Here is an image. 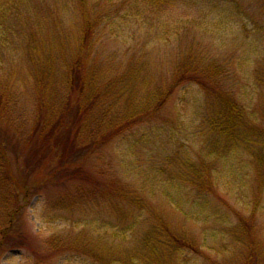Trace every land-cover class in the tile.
<instances>
[{
    "label": "trees",
    "instance_id": "1",
    "mask_svg": "<svg viewBox=\"0 0 264 264\" xmlns=\"http://www.w3.org/2000/svg\"><path fill=\"white\" fill-rule=\"evenodd\" d=\"M252 2L253 8L246 13L238 0H0V71L11 66L10 49L18 42L11 39L20 38V46L25 44V50H21L22 62L27 64L29 76L33 73L36 83L34 113L27 128H23L17 120L7 122L6 117L11 118L10 108L4 102L15 99L13 80L18 76L0 78V194H4L0 196V233L3 237L23 207L17 200V182L22 183L23 179L9 174L6 143L14 160L18 158L35 169L46 163L47 167L53 166L46 175L48 179L58 173L69 175L71 166L84 157H97L104 163L100 165L99 177L87 176L88 189L81 196L87 202V209L96 211L95 217L83 224L93 228L87 234L89 250H95L88 255L91 264H193L191 258L220 264L213 256H223L232 244H238L245 252L242 264H264V252L255 256L251 251H258L253 230L264 208V117L260 119L252 111L246 114L232 93L220 85L221 77L230 71L226 68L228 64L240 75L254 71L253 83L264 87V63H257L251 71L248 57L230 55L224 60L226 64L213 61L204 57L194 44V49L186 51L182 59L173 60L168 69V64L163 65L161 71L150 61L157 42L135 35L131 29L135 26L141 31L142 21L148 15L156 17L161 25L169 19L170 12L181 10L173 21L177 26L172 34L174 40L178 39L181 27H185L181 25L185 19L180 16L187 15L192 22L199 17L207 19L209 32L214 29L215 33L232 21L238 33L248 32L253 41H261L264 40V0ZM51 25L59 26L48 30ZM183 34L190 37L188 29ZM162 36L156 39L168 47L167 38L160 42ZM112 38H122L129 44L130 57L125 63L109 53ZM104 47L109 50L105 51ZM16 50L20 51L19 45ZM260 52L257 47L252 50L253 54ZM118 58L121 62L115 63ZM110 60L115 64L112 70L106 69L109 64L105 62ZM129 71L136 73L132 79L127 78ZM156 71H161L163 76L155 78ZM182 86H196L203 92L204 105L200 111L207 116L202 120V128L198 127L205 131L202 148L196 155L182 145L179 149L171 148L170 136L160 148L169 149L162 152L167 157L151 159L154 151L150 143L156 131L142 129ZM120 98L124 100L118 101ZM72 107L76 109L74 114ZM23 130L24 138L18 135ZM120 143L127 145L129 151L141 145L147 149L144 157L150 159L149 175L140 186L127 179L140 164L122 156L123 145L118 152ZM106 146L111 148L109 153ZM114 158L117 163L113 162ZM243 158L247 163L248 193H242L244 196L231 203L221 193L219 183L224 182V174H232L233 162L238 165ZM114 165L122 169L123 175L117 174ZM83 171L79 170L81 176L75 180H84L83 174H87ZM22 186L19 192H26L28 187L24 183ZM236 186L231 191H237ZM185 190L192 196L191 206L199 212L196 216L203 219L205 228L199 230L205 231L207 227L211 230L213 245L209 247L196 229L190 227L192 215L183 211L185 198L181 194ZM168 206L182 214L180 222L169 219ZM216 219L218 227L211 228ZM76 226L81 227L78 222ZM260 238L264 241V236ZM75 250L78 256L88 258L84 248L75 247Z\"/></svg>",
    "mask_w": 264,
    "mask_h": 264
},
{
    "label": "rangeland",
    "instance_id": "2",
    "mask_svg": "<svg viewBox=\"0 0 264 264\" xmlns=\"http://www.w3.org/2000/svg\"><path fill=\"white\" fill-rule=\"evenodd\" d=\"M238 1L246 13H249L251 7L253 8L252 4L254 5V2L256 3V1L252 2V0ZM180 12L181 10H177L176 13L170 12L168 14L169 19L162 22L161 25H158L160 21L158 23L156 17L148 15L147 17L153 18L154 20L149 21V19L145 17L142 21L143 25L141 31H138L135 26L131 28L136 32L135 35H141L144 38L150 37L149 40L157 42L156 49H153L150 54V61L153 63L152 66H156L162 71L163 65L168 64V69L173 60L177 61L182 59L183 54H187L192 48L194 49V44L199 46L196 47L199 50L201 49L200 51L204 57H210L213 61H219L226 64L224 60H228L226 57H230V55H237L242 59L248 57V64L249 66H252L251 71L255 69L257 63H264V40L259 41L254 39L253 41L251 39L252 36L249 35L248 32L246 34L238 33L232 21H229L220 31L215 33L214 29L211 30L212 32H209L210 27L207 24V19L199 17L192 22L186 18L187 15H181L180 18L185 19L181 25H185V27H181V30L177 34L179 40H174L172 36L176 32L177 26L173 24V21ZM54 23L57 24V22ZM58 26L59 25H51L48 27V30H55ZM235 26L238 27L237 25ZM159 27L162 29H159ZM185 29H188L190 37L184 36L183 32ZM160 34L163 35L161 37L163 41L160 40V42H165L164 40L167 38L166 43L168 44V47L159 44V41L156 38ZM192 36H195L196 38ZM14 39H17L18 42L16 41L17 44L15 47L12 45L10 49L12 54L11 66L6 70L0 71V78H9L11 77V74H13L12 79L16 75L18 76V78H14L13 80L16 82L13 87L14 95L16 93L15 99L12 101H4L10 108L11 118L8 119V116L6 118L7 122L11 121L10 119L17 120L21 127L27 128V122L34 113L33 106L34 101H36L34 89H36V83L34 81L33 73L29 76V68L21 59V50H25V44L21 47V39L13 37L11 40ZM109 41V45L111 44L109 53H113L115 56L123 59V63H125L130 57L128 51L130 50L128 46L129 44H126L125 40L122 38H119V40L112 38L109 39ZM106 44H108V42ZM18 45L20 47L19 52L16 50ZM256 47L257 50H262V54L261 52L260 54L252 53V50ZM104 48L105 51L109 50L107 47ZM234 52H236V54ZM119 58L115 59V63L121 62ZM167 60L168 62L165 63ZM105 63L109 64L106 69H114L115 64H113L111 60ZM229 67L230 66L227 64L226 68L230 71L227 72L228 74L221 77L222 80L220 85L225 91L232 93L239 108L243 109L246 114L254 112L260 116V119H262L264 117V87L257 86L253 83L252 74L254 71L251 72L252 74L240 75L238 72H235L237 71L236 68L233 67L232 69ZM116 68L118 67L116 66ZM141 70H143L142 67L140 68V71ZM161 71L155 72V78L163 76H160L159 72ZM135 74L136 73H133V71H129L127 78L132 79ZM141 74L143 75L145 73ZM18 81H21L20 84H18ZM148 90L149 88H147V91ZM152 90L153 89H150V92ZM117 93H119V89L117 90ZM202 93L203 92L196 86H182L177 88L158 113V116L153 120H148L145 124V128L141 127L144 128L142 129L143 131L146 128L148 132L151 131V133L153 130L156 131L151 138L150 143L151 149L156 154L154 155L153 153L151 159L160 160L163 157H167V155L162 152L169 149L166 148L160 150V148L169 140H171V148L179 149L182 145L188 151L193 150V155H196L199 149L201 150V143L204 139L203 134H205V131L202 129L199 130L198 127L200 126L202 128V120L207 116L204 111H200V107L204 105ZM121 99L122 101L124 100V98H120L118 101ZM21 101L26 102L22 104ZM118 101H116V103ZM110 106H112V104L109 106L105 105V108ZM75 110L76 109L72 107L71 114H74ZM19 130L21 129L18 128V131ZM24 131L25 130L21 131L18 135L23 137ZM170 136H172V138L168 140ZM122 145V143L117 145L119 153ZM4 147H6V152L4 151L6 158L11 166L9 174L12 177L23 179L22 183H24V187L26 186L28 188L26 192H19V189L23 186L21 180H18L17 200L20 201L21 206H23L22 209L24 210L21 209L16 218L13 219L12 226L6 231L5 237H3L2 232L0 233V264H91L88 255L92 254V252L94 253L95 250H89L90 243L87 241V234H89L93 228L84 227L83 224L94 218L96 211H89L87 209V202H83L81 196L83 193L87 192L86 189H88L86 183L87 176L92 177V174H94L99 177V169H102V166L100 165H103L104 163L101 160H98L97 157H84L78 161L76 166H71L69 175L60 176V173H58L57 176L48 179L46 175L50 169H53V166L47 167L46 163L44 165H39V167H42L43 169L31 168L29 163L25 162L26 164H23V161L18 158L17 160H14L6 143H4ZM32 147L33 146H31V149ZM142 147L143 145L129 151L127 145L122 146V156L127 157L133 161V163L140 164L133 173H130L131 176L127 178L128 182L133 183L135 186H140L149 175L148 167L150 159L144 157L147 149ZM110 149L109 146H106L105 151L109 153ZM125 149L128 152H126ZM160 152L162 154L157 158L156 156L159 155ZM113 162L117 163L115 158ZM78 166H80V168ZM114 167L118 175H123L121 168L116 165H114ZM231 168L233 170L232 174L230 176L224 174V182L219 183V187L221 193L225 195V199L228 198L231 203H234L238 198L244 196L242 193H248L249 186L245 182V179H248V176L245 174L247 168L246 160L244 158L239 160L238 165L234 161ZM81 169L84 170L83 172L87 175L85 176L83 174L84 180H75V178H79V175L81 176V173L79 172ZM152 169L154 170L155 168L152 167ZM232 175L233 179H230ZM231 182L232 184L229 185ZM236 184L238 185L235 187L237 191H231ZM85 185H87V188ZM244 185H247V187ZM29 189H32V191H28ZM191 189L192 188L189 190ZM1 195L4 194L2 193L0 196ZM181 195L185 198V208L183 211L187 215H192L191 219L193 222L190 224V227L196 229L201 240L206 241V247L213 245L210 228L207 227L205 231L199 230L200 227H205L202 222L203 219H199V217L196 216L199 212L191 206L193 200L190 192L185 190ZM163 207L164 206H161V208ZM168 207L169 208H166V213L169 219L176 223H178V220L180 222L182 214L178 210L176 212L173 207ZM195 216L199 220H197ZM77 222L81 227L76 226ZM212 223L214 224L210 226L211 228L213 226L218 227L217 219L213 220ZM218 224H220V222H218ZM223 224V221H221L220 225ZM255 227L256 229L253 230V236L258 239V241H255L258 246V251H254L253 249H251V251L255 253V256H259V254L261 256V252H264V241L260 238V236H264V208L262 214L256 219ZM80 234L82 235L79 236ZM2 240L3 242L1 243ZM5 242L6 245H4ZM51 242H53L52 245L50 244ZM59 244H61V246H59ZM54 245L58 248H49V246L51 247ZM248 245L247 242L246 246ZM75 247L84 248L86 251L85 255L88 258L86 259L85 256L83 258L78 256ZM244 253L238 244H232L227 246L226 252L223 256H213V260L219 261L218 263L220 264H242L245 262L244 255H242ZM222 261L224 263H222ZM191 262L193 264H210V262L205 263L202 259H195L193 261L191 258Z\"/></svg>",
    "mask_w": 264,
    "mask_h": 264
}]
</instances>
